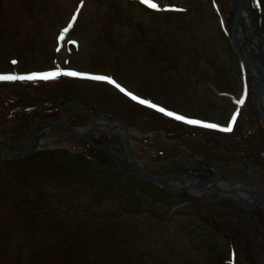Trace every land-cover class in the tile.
<instances>
[{"label":"rangeland","instance_id":"rangeland-1","mask_svg":"<svg viewBox=\"0 0 264 264\" xmlns=\"http://www.w3.org/2000/svg\"><path fill=\"white\" fill-rule=\"evenodd\" d=\"M79 1L0 0V72L38 70L40 73L51 74L57 65H61L63 68L112 73L120 88L111 84L95 86L81 83L89 89L81 91L71 88L63 95L79 102L80 109L113 113L127 124L130 122L129 116L127 117L129 107L137 106L136 101L128 95L129 91L144 96L153 103L162 104L166 111L188 115L192 119L204 117L223 121L230 125L229 116L233 111H238L231 100L224 97L217 99L216 91L219 88L225 90L232 85V94L240 98L243 82L239 60L219 25L210 0H156L163 5L185 6V17L160 13L147 6L144 9L141 0H81L85 4L77 10ZM260 1L261 10L255 12L254 20L264 24V0ZM246 6L251 9L252 2L248 1ZM75 10L78 14H75ZM70 20L78 22L70 26ZM227 26L229 28L230 24L227 23ZM60 31L71 39H77L79 49L74 48L69 52L66 48L56 50L55 36ZM244 34L248 46H253L250 47L249 54L258 58L262 48L261 37L250 24H244ZM15 59L17 60L13 64ZM208 77L211 80L208 81ZM248 78L250 83L254 82L249 72ZM31 83L34 84L35 81H27V84ZM26 91L34 101L38 89L28 86ZM3 92L9 94L8 90ZM223 101L226 102L225 105ZM245 110L244 108V112ZM140 112H143L142 108ZM149 115L152 114L146 115L143 124L153 121L147 117ZM251 117L252 111L248 110L244 115L248 122L243 120L241 126L244 135L247 134L246 131L253 132ZM191 139L193 138L188 136L179 142L189 147ZM44 140L45 147L70 146L65 140L55 142L54 145L52 139L47 137ZM254 143L262 144L259 138ZM42 157L45 156L40 154L39 158L29 160L30 157L26 161L15 163L7 160L0 169V254L4 255L0 264H41L38 260L39 250L63 251L68 245L72 250L60 252L56 256L49 253L51 263L43 264H89L80 258L85 256L83 253L87 247L95 242L97 234L93 232L90 235L75 236L69 240V244L62 242L65 238L61 235L66 234V237L67 233L77 229L79 225L93 223L96 214L103 215L98 213L111 208L104 206L107 198L112 197L117 203L119 194L116 192L131 196L128 198L131 199L130 203L136 205L130 208V214L122 218L127 220L138 217L143 221L149 234L155 239L151 246L158 247L157 251L165 250L166 241L172 240L174 245L169 251L175 247L181 249L178 261L180 264H264V231L263 236L256 239L259 241L258 245L251 246L248 250V246L243 248L245 243L241 241L244 240L242 237L235 239L230 231L223 234L220 230L225 228L213 227L212 223L198 217L192 208L173 217L166 216L167 222L164 221L161 226L157 220H163L164 214L167 215L171 206L178 202L173 197L161 194L144 182L141 184L137 179L123 176L115 170L104 171L90 164L67 169L65 166L81 164L83 161L64 154L50 155L40 162ZM52 164L61 165L54 167ZM71 183L83 189L82 193L64 186ZM215 188L221 190L219 185ZM245 191H251L255 196L260 193L258 189ZM71 193L88 197L82 200L71 198L72 203L82 204L85 200L91 201L90 199L96 203L93 201V207L83 214L75 210L69 212L66 209L69 204L60 201ZM54 196L57 199L51 200ZM50 203L54 209L48 206ZM148 209L150 211L146 212ZM112 210L115 213L116 206ZM62 223L77 224L57 231L51 227L52 224ZM41 225L46 227L44 231L49 229L51 232L42 235ZM105 225L113 226L112 222ZM110 230L112 228L105 231L108 238L113 236ZM100 241L99 238L95 246L90 247L92 257L104 258L103 264H108L109 257L114 254V247H109L113 243L102 248L99 247ZM149 247L150 245L139 244L132 249L139 253ZM8 250L10 255L6 253ZM123 259L120 257L118 261ZM146 263L156 264V260L147 259Z\"/></svg>","mask_w":264,"mask_h":264},{"label":"bare ground","instance_id":"bare-ground-1","mask_svg":"<svg viewBox=\"0 0 264 264\" xmlns=\"http://www.w3.org/2000/svg\"><path fill=\"white\" fill-rule=\"evenodd\" d=\"M244 52L247 54L246 50H244ZM256 77H259V73H258V70L257 68H255V71H254ZM108 127V129L110 131H114V129H112L111 127V123L109 121H106V120H101V122H99L98 125H96V127ZM37 136L38 138H41L42 136H46L47 134H49V130H47V127H44V126H40L38 129H37ZM63 132L67 133V134H71L72 133V130L69 128V127H64L63 129ZM83 130V131H82ZM79 129L77 132L78 134L81 133V134H84L86 131L84 129ZM118 132L117 133H120V134H123L124 132V127L120 128L117 130ZM189 189L193 188V191H196L195 188H198V187H201V185L203 186H206L204 185L203 183H199V182H189V181H186ZM220 184V187L225 190V191H230L231 189L233 190L234 188L238 191H239V188L240 187H237V186H233L232 184H230L228 181H225L223 180L222 182H218ZM186 185V186H187ZM186 186H183V185H180L179 186H176V185H173V184H169L168 188H170L171 190L173 191H178V189L180 188H185ZM185 189H188V188H185ZM207 193L213 197L214 194H218V191L215 190L214 188V185L210 186V184L207 186ZM236 196V195H235ZM237 198H239L241 201H243L246 204H254L256 202H258L260 199L258 197H252L251 195L247 194V193H242L240 196H236ZM261 204L263 205L264 204V200L261 202Z\"/></svg>","mask_w":264,"mask_h":264},{"label":"snow or ice","instance_id":"snow-or-ice-1","mask_svg":"<svg viewBox=\"0 0 264 264\" xmlns=\"http://www.w3.org/2000/svg\"><path fill=\"white\" fill-rule=\"evenodd\" d=\"M141 3L145 4L148 8L151 9H155V10H159L158 5L156 3L153 2V0H141ZM13 63H15V61H13ZM66 75L69 76H79V75H83L82 73L79 72H67L65 73ZM49 75H51L50 73H33L32 75L29 76H21V77H16L13 75H3L0 76V80H14V79H35L37 76H40L43 79H47L49 77ZM93 79L96 80H102V81H108L109 83H113L115 84V81H113L110 77L108 76H94L92 77ZM117 88H120L119 84H116ZM121 91H124L123 88L120 89ZM128 95H132L131 93H128ZM132 99L136 100L139 99L136 96H132ZM139 103L141 104H147L152 108H156L158 111L165 113V115L170 116V117H174L176 120L178 121H184L188 124H201L202 122L199 120H194V119H187L185 116L183 115H177L175 112L172 111H166L164 108L162 107H158L156 104H151L149 101L147 100H139ZM205 127H210V128H216L218 127V125L216 124H206L204 125ZM224 130H230V129H224Z\"/></svg>","mask_w":264,"mask_h":264},{"label":"trees","instance_id":"trees-1","mask_svg":"<svg viewBox=\"0 0 264 264\" xmlns=\"http://www.w3.org/2000/svg\"><path fill=\"white\" fill-rule=\"evenodd\" d=\"M10 108H12V107H10ZM11 110L13 111V113L6 114V112H3V115L1 117L2 121H7L10 118H14L15 116H18V115L23 113L22 110L19 109V108H14L13 107V109H11ZM191 140H192L191 143L193 145H195L197 147V149H204L200 138L199 139L198 138H193ZM211 210H212V213H214L216 215H220V216L227 215V214H232L231 208L229 206L228 207H224L223 209L222 208L213 207V209H211ZM234 220H236V222H238V223H240V224H242L244 226H245V224L248 221L247 217L245 218V216L242 215L241 213H239L238 211L234 213Z\"/></svg>","mask_w":264,"mask_h":264},{"label":"water","instance_id":"water-1","mask_svg":"<svg viewBox=\"0 0 264 264\" xmlns=\"http://www.w3.org/2000/svg\"><path fill=\"white\" fill-rule=\"evenodd\" d=\"M238 7H237V10H236V16H235V19H234V25H233V29H232V43H233V46L235 47V51L237 52V54L242 58V61H244V62H246V63H250V61H248L246 58H245V56L243 55H241V53H240V47L238 46V43H237V40H236V29H237V21H238V17H239V10H240V8L242 7V5H243V2H242V0H238ZM253 62V61H252ZM253 63H255L257 66L259 65V66H261V70H262V74H263V78H262V82L260 81V84L258 85V88H259V95L261 94V92H262V90L264 89V68H263V66H262V64L260 63V62H253ZM259 95H258V98H259ZM38 143H36V145H37ZM25 155V154H24ZM137 173H139V174H142V173H144V171H143V169H141L140 167H138V171H137ZM144 175V174H143ZM141 176V178L142 179H144V180H146L145 178H144V176H142V175H140ZM150 181H152V182H158L159 181V179L158 180H155V179H153V180H150Z\"/></svg>","mask_w":264,"mask_h":264},{"label":"flooded vegetation","instance_id":"flooded-vegetation-1","mask_svg":"<svg viewBox=\"0 0 264 264\" xmlns=\"http://www.w3.org/2000/svg\"><path fill=\"white\" fill-rule=\"evenodd\" d=\"M263 167H264V165H263ZM262 172L264 173V169H262Z\"/></svg>","mask_w":264,"mask_h":264}]
</instances>
